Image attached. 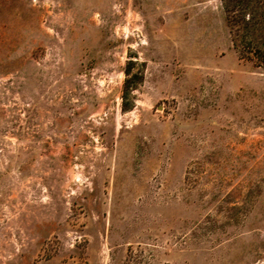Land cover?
<instances>
[{
  "label": "rangeland",
  "instance_id": "374dc122",
  "mask_svg": "<svg viewBox=\"0 0 264 264\" xmlns=\"http://www.w3.org/2000/svg\"><path fill=\"white\" fill-rule=\"evenodd\" d=\"M0 264H264L222 0H0Z\"/></svg>",
  "mask_w": 264,
  "mask_h": 264
},
{
  "label": "trees",
  "instance_id": "16d2710c",
  "mask_svg": "<svg viewBox=\"0 0 264 264\" xmlns=\"http://www.w3.org/2000/svg\"><path fill=\"white\" fill-rule=\"evenodd\" d=\"M222 7L239 60L264 70V0H222Z\"/></svg>",
  "mask_w": 264,
  "mask_h": 264
}]
</instances>
